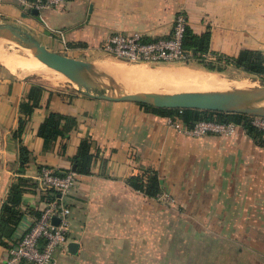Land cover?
I'll return each mask as SVG.
<instances>
[{
    "label": "crops",
    "instance_id": "1",
    "mask_svg": "<svg viewBox=\"0 0 264 264\" xmlns=\"http://www.w3.org/2000/svg\"><path fill=\"white\" fill-rule=\"evenodd\" d=\"M32 10L14 0H0V24L35 31L46 45L82 62L106 58L99 47L111 34H138L145 40L170 37L181 12L193 34L209 33L206 59L235 57L242 49L264 54V0H63L37 15ZM9 71L0 77V128L11 161L2 200L19 176L13 136L19 121L21 142L31 153L25 178L34 179L43 165L59 174L73 170L72 158L83 138L96 153L89 172L77 173L74 187L63 197L70 211L68 243H78L77 254L68 253L66 246L52 264H163L160 249L169 252L175 243L168 239L162 247L160 219L168 224L186 220L194 232L215 238L218 264H264L262 137L259 144L240 127L233 136H184L169 127L165 117L135 102L96 99L64 86L59 78L52 80V87ZM204 72L245 74L230 68ZM50 113L62 117L63 134L46 144L38 128ZM146 167L158 173L163 193L176 209L128 185L127 179L141 176ZM147 221L157 231L152 245L146 244L153 254L144 250ZM2 255L0 250V261Z\"/></svg>",
    "mask_w": 264,
    "mask_h": 264
},
{
    "label": "built area",
    "instance_id": "2",
    "mask_svg": "<svg viewBox=\"0 0 264 264\" xmlns=\"http://www.w3.org/2000/svg\"><path fill=\"white\" fill-rule=\"evenodd\" d=\"M20 5L28 6L37 11L52 9L63 0H14ZM187 27L184 13H178L168 38L145 40L141 35L125 36L111 34L106 36L100 50L108 56L130 63H189L193 60L191 51L183 48V38ZM62 38V32L56 31ZM207 56L206 54L203 55ZM180 111V109H179ZM250 124L262 135L264 140V117L249 116ZM166 124L189 137H201L207 134L233 136L239 125L233 122H219L215 119L200 120L190 127L183 126L178 120L166 117ZM77 173L69 169L59 174L47 166H41L33 179L41 191L53 192L48 202L42 205L38 218L26 217L27 226L21 235L10 245L9 250L1 258L0 264H50L54 253L65 250L68 238L69 208L64 205L63 197L74 187ZM170 198L162 193L158 199ZM171 199V198H170ZM57 218V224L52 222Z\"/></svg>",
    "mask_w": 264,
    "mask_h": 264
},
{
    "label": "trees",
    "instance_id": "3",
    "mask_svg": "<svg viewBox=\"0 0 264 264\" xmlns=\"http://www.w3.org/2000/svg\"><path fill=\"white\" fill-rule=\"evenodd\" d=\"M210 36L208 32L200 35L193 34L187 27L183 38V48L191 51L193 59L203 69L212 72L224 73L228 68L243 71L246 75L258 78L264 82V54L259 51L242 49L235 57H224L217 55L214 60H208L203 55L209 51ZM145 111L161 116L171 117L178 120L183 126L190 127L200 120L215 119L219 122H233L251 138L259 144H263L262 135L249 122L250 117L239 113H223L198 109H168L156 108L146 104L137 103ZM61 116L50 113L48 117L39 125L38 135L46 144L56 140L63 132L59 130ZM22 121H19L13 136L18 142V174L8 187L7 194L0 202V250L6 254L10 245L21 235V225L28 216L38 218L43 204L53 197L51 191H41L38 189L36 181L22 176L25 167L31 159L29 149L21 142ZM64 145H61V150ZM96 153L92 151L88 138L81 139L77 154L72 158V166L78 174H87L90 163ZM127 183L133 189L141 192L148 198L158 199L163 193L161 180L158 173L150 168H144L141 176H132L127 179ZM1 256V258L4 257Z\"/></svg>",
    "mask_w": 264,
    "mask_h": 264
},
{
    "label": "rangeland",
    "instance_id": "4",
    "mask_svg": "<svg viewBox=\"0 0 264 264\" xmlns=\"http://www.w3.org/2000/svg\"><path fill=\"white\" fill-rule=\"evenodd\" d=\"M42 29L45 30L46 33H49V31L45 28V26L42 24ZM24 31L30 33L35 39L39 40L42 44L47 46L50 51L59 53L56 48H51L50 46L46 45L44 42H42V38L38 36V34L35 31H29L28 29H23ZM5 32H11L9 29L6 28H0V33ZM47 35V34H46ZM53 47V46H52ZM31 55H34L31 52V49L28 47L17 44V43H9L5 46H3L0 49V57L3 59L0 60V77L3 75H9L11 70L9 66L16 70H18L20 73L12 72L19 76H14L17 78H29L32 81H38L43 84L52 86V80L54 78L61 79L57 74L62 73L61 70H57L56 72H53L48 67H45V69H32L30 71H27L25 68L28 65V59ZM35 56V55H34ZM71 58V57H70ZM38 59V58H37ZM39 60V59H38ZM209 60V59H208ZM4 62H7L8 64H5ZM41 62V61H40ZM43 65H45L43 62H41ZM85 63L89 66L91 65H97L100 64L103 66V70H98L99 72H102L104 74H108L107 76L113 79H116L122 83H125L129 85L131 88H133L136 92H139L137 89H159L168 87L172 92L164 93H150L153 95H174L179 94L181 92H193L192 90H189L186 87H182L179 84H186L185 81L172 78L171 74L176 71H192V70H200V71H207L203 69L196 61L192 60L189 63H161V64H146V63H130L121 61L119 59L113 58L111 56H107L103 59H98L95 61H85ZM163 66L162 68H160ZM165 67V68H164ZM201 67V68H198ZM121 70L122 74H126L125 76L121 75V72L118 71ZM64 72V71H63ZM114 72V73H113ZM66 75L67 73L64 72ZM167 73V74H166ZM154 74V75H150ZM114 75V76H113ZM170 75V77L166 76ZM225 75V74H223ZM22 76V77H20ZM222 81H224L225 85L220 86L215 89H221L224 87L225 94H219L216 92H208V91H198L203 93H213L216 95H226L233 97L234 87L236 84L241 83L243 81L248 82L250 80H254L258 82L259 85L264 84L263 81L259 80L256 77L248 76L246 74H227L225 76L220 75L219 76ZM238 78V79H237ZM62 80V79H61ZM145 80V81H144ZM63 81V80H62ZM241 81V82H240ZM64 82V81H63ZM180 82V83H179ZM190 83V82H187ZM142 84V85H141ZM191 84H197V83H191ZM91 85V84H87ZM230 85V86H229ZM64 86H68L72 90L79 91L81 93H84V91L78 87H76L73 84V81L69 78ZM94 86L97 87V90L100 88L102 92L108 93V94H116V93H122L121 90L117 88H111L106 86ZM205 86V85H204ZM204 86L197 84L196 87L199 88H205ZM216 87V86H215ZM100 90V91H101ZM161 91H164V89H161ZM85 94V93H84ZM250 96L246 97L245 100H247ZM5 138H4V132L0 128V202L3 198V182H5L6 175L8 174L7 171L11 168V161L9 160L7 154L8 148L5 146ZM171 198V197H170ZM164 198V199H157L158 203L160 205H163L164 207H167V209H176L177 205L174 202V200L171 198ZM171 223L168 224L167 221H163L160 219L159 223V231L160 234L158 236L159 240H165L161 241L162 247H164L167 244V240L170 239L171 242L175 243L173 246V250H170L169 252L166 250L160 249V262H163V264L171 263L170 261L176 260L175 264H218L215 260V254L217 253L216 250V242L215 238H206L205 235H202L200 232H194L191 228L188 221L183 219H175L174 221H170ZM198 222V221H197ZM149 221L145 222V226L149 227V231H145L144 233V250L145 252H149V254L155 253V250H146L148 248V245H152V238L153 236L157 237L155 235L157 231H152L151 227H153V224H148ZM196 221H193V224L195 226ZM198 224V223H197ZM169 226L170 231L167 233L165 231V228ZM157 227V225H155ZM158 228V227H157ZM154 234V235H153ZM173 236V237H172ZM174 238V240H173ZM165 242V243H162ZM148 244V245H146ZM151 248V247H150ZM59 250H57L54 253L53 261H55V258L58 256ZM170 257V259H169ZM53 261L50 263L52 264Z\"/></svg>",
    "mask_w": 264,
    "mask_h": 264
},
{
    "label": "water",
    "instance_id": "5",
    "mask_svg": "<svg viewBox=\"0 0 264 264\" xmlns=\"http://www.w3.org/2000/svg\"><path fill=\"white\" fill-rule=\"evenodd\" d=\"M37 15V10H32ZM0 28L9 29L11 32L0 33V49L9 44L17 43L28 47L37 52L45 63L50 64L60 70L66 71L72 81H80L83 83L117 88L122 93L116 94H95L85 90L87 96L107 101H130L135 103L146 104L156 108L168 109H198L209 110L223 113H239L247 116L264 117V107H250L247 103L251 102L254 96H250L245 101H239L231 96H223L216 94L181 92L174 95H149L146 93H138L129 85L122 83L116 79L108 77L106 74L96 71L89 67L85 62L70 58L60 53L52 52L47 46L35 39L30 33L22 28L10 24H0ZM235 90V89H234ZM262 93L264 91H261ZM74 170V166H73ZM52 222L57 224L58 219L53 218ZM78 243L69 242L67 244L68 253L77 254Z\"/></svg>",
    "mask_w": 264,
    "mask_h": 264
},
{
    "label": "bare ground",
    "instance_id": "6",
    "mask_svg": "<svg viewBox=\"0 0 264 264\" xmlns=\"http://www.w3.org/2000/svg\"><path fill=\"white\" fill-rule=\"evenodd\" d=\"M31 52L35 56L31 55L30 58L28 59V65L25 68L27 71H30L32 69H37V68H40V69L44 68L45 69V67H48L53 72H56L57 70L58 71L60 70V69H58L56 67L51 66L50 64L45 63L44 59L41 56H39V54L37 52H35L33 50H31ZM0 60L2 61L3 59L0 57ZM40 61L43 62L45 65H43ZM4 63L8 64L7 62H4ZM89 67L95 69L96 71L103 70V66H101L100 64L91 65ZM9 68L13 72H15L17 74L20 73L18 70L12 68V66L11 67L9 66ZM63 71L61 70L62 73L58 72L59 74H57V75L66 83V81L69 79V75L68 74L66 75L64 73L66 71H64V72ZM166 76L170 77V75H166ZM171 77L179 79V80H182V81H185L186 84H179V85L182 86V87H186L189 90H192L194 93H203V92H198V91L204 90V91H208V92H212L213 91V92H216V93H219V94L220 93L221 94H223V93L225 94V89L226 88L224 89V87H223L221 89H219V88L215 89V88H217V85H218V87L224 86L225 85L224 81H222L221 78L218 75H215V74H212V73H208V72H204V71L201 72L200 70H192V71H188V70L186 71L185 70V71H176V72L171 74ZM187 82H190V83H187ZM191 83H197V84H200L202 86L205 85L204 86L205 88L196 87L197 84H191ZM73 84L76 87H78V88H80L82 90H85L87 92H90V93L108 94V93L102 92V90L99 87H98L99 89L97 90V87L95 88L94 86L87 85V83H83V82H80V81H73ZM161 89H164V91H161ZM234 89H235V91L232 94H233V97L235 99H238L239 101H245L246 97L255 95L253 100L251 102L247 103V106H250V107H264V92L263 93L261 92V91H264V84L259 85L258 82L254 81V80L253 81L250 80L248 82L243 81L241 83L236 84ZM137 90L139 91L138 93H146V94H149V95H153L154 93H159V92H164V93L172 92L170 90V88H168V87L159 88V89H155V90H153V89H137ZM150 93H153V94H150ZM205 94H209V93H205ZM210 94H213V93H210ZM227 96H228V94H227Z\"/></svg>",
    "mask_w": 264,
    "mask_h": 264
}]
</instances>
